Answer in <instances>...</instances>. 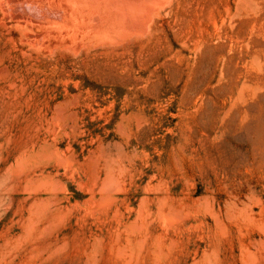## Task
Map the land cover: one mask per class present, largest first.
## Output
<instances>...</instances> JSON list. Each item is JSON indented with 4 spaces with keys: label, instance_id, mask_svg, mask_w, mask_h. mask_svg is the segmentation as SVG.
Here are the masks:
<instances>
[{
    "label": "rangeland",
    "instance_id": "rangeland-1",
    "mask_svg": "<svg viewBox=\"0 0 264 264\" xmlns=\"http://www.w3.org/2000/svg\"><path fill=\"white\" fill-rule=\"evenodd\" d=\"M178 1L91 41L0 0V264H264V0Z\"/></svg>",
    "mask_w": 264,
    "mask_h": 264
},
{
    "label": "bare ground",
    "instance_id": "bare-ground-1",
    "mask_svg": "<svg viewBox=\"0 0 264 264\" xmlns=\"http://www.w3.org/2000/svg\"><path fill=\"white\" fill-rule=\"evenodd\" d=\"M37 1L38 4L39 2L40 3L42 2L40 5L42 4L45 5L46 3V0H44L45 2H43V0L41 1L37 0ZM175 2L177 3L179 1L178 0H47V4L45 6L43 5V7L47 6L48 11L50 10L52 14L56 15L57 18H54L56 19V21L54 22L55 24L57 22V24L54 26H52L51 24V26L49 25L50 27L46 29H44L43 27V31H44L43 34H45L46 37H50L51 39L53 38L56 39L60 37H72L75 38L76 40L79 38H86L91 41L102 40V39H116L121 37L125 38V36H136L137 34H139L140 29H143L146 24L149 26V24L153 21L151 20L152 19L151 16H153L156 13L158 14V12L161 11V9H163L164 6L169 5L171 8V6H173ZM6 3L8 2L6 1ZM47 8L46 9L44 8L46 13H50V11L49 12L47 11ZM170 10H172V8ZM49 15H48V20L53 17V15L52 17ZM39 21L41 22L43 20H39ZM50 21H53V19H50ZM43 25L45 26V24ZM36 32H38V30ZM113 181L114 179L112 180V182Z\"/></svg>",
    "mask_w": 264,
    "mask_h": 264
}]
</instances>
